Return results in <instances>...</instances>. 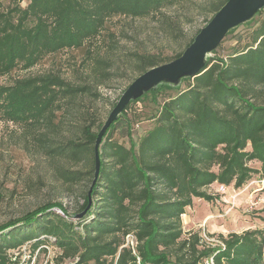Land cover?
Returning a JSON list of instances; mask_svg holds the SVG:
<instances>
[{
	"label": "trees",
	"instance_id": "obj_1",
	"mask_svg": "<svg viewBox=\"0 0 264 264\" xmlns=\"http://www.w3.org/2000/svg\"><path fill=\"white\" fill-rule=\"evenodd\" d=\"M21 1L3 7L0 0V75L28 70L66 49L86 46L91 57L90 41L98 40L110 19L157 17L189 0H30L26 7ZM226 1L211 5L213 16ZM257 24L249 41L239 42L227 58L208 57L200 74L183 80L186 86L162 84L131 101L103 137L96 179L94 145L104 122L97 130L93 120L82 122L80 138L54 149L74 163L87 160L86 169L63 172L72 183L89 182L75 210L82 216L68 212L63 218L47 202L0 225V264L17 263L9 249L31 240L38 247L50 236L62 252L55 264H209L211 257L213 264H264V230L221 235L224 247H201L199 233L183 237L182 219L195 197L212 199L210 185L239 188L257 173L264 177V19ZM185 48L173 56L135 53L132 79ZM91 59L95 82L76 83L49 71L0 84V118L38 130L36 140L47 146L45 138L61 129L77 100L92 95L109 75L105 59ZM163 89L177 93L159 103L154 125L135 142L123 116L133 102ZM118 125L126 126L129 146L112 136ZM252 160L261 167L251 166Z\"/></svg>",
	"mask_w": 264,
	"mask_h": 264
},
{
	"label": "rangeland",
	"instance_id": "obj_2",
	"mask_svg": "<svg viewBox=\"0 0 264 264\" xmlns=\"http://www.w3.org/2000/svg\"><path fill=\"white\" fill-rule=\"evenodd\" d=\"M218 1L189 0L166 8L164 14L157 17L132 19L117 16L110 19L98 40L90 41L91 57L105 59L109 75L98 86L97 83L94 85L92 95L77 100L66 118L64 117L61 129L45 138L47 146L42 147L36 140L38 130L28 131L24 125L0 118V225L22 217L47 202H52L54 205L51 209L63 218L70 217L66 214L68 212L71 215L77 214L75 210L83 203V194L88 189L89 182L82 180L72 183L65 179L63 172L66 169L83 170L89 165L86 159L74 163L54 149H58L69 138H80L82 135L79 125L82 122L93 120V129L97 130L98 124L106 121L123 93L122 90L137 75L134 72L135 53L173 56L181 51L210 21L213 16L210 7ZM29 2L30 0H22L21 4L26 7ZM11 3L12 0H2L3 7ZM262 19L264 8L250 23L241 24L234 32L227 34L216 52L213 51L209 57L227 58L239 42L244 44L249 41V33ZM168 23H171L169 28ZM86 52V46H83L48 55L28 70L18 67L10 75H0V84H9L18 77L49 71L60 73L76 83L95 82V59L88 57ZM99 77L102 79L103 76L100 74ZM182 85L186 86V83L183 82ZM176 93L175 89H163L155 95H145L130 105L123 121L129 125L135 142L154 125L159 103L166 96ZM126 129V126L118 125L112 136L129 146L130 138ZM249 164L255 168L261 167V163L256 160ZM207 192L212 195V199L195 197L193 204L186 207L182 215L184 238L192 233H199L201 247H224L221 235L226 237L233 232L264 230V177L261 174H255L242 187L237 188L231 184L222 189L221 184L214 183L207 188ZM62 208L67 209V212ZM9 230L10 228L6 231ZM48 239L47 243L38 247H34V240H31L18 248L9 249V252L16 259V264H55L60 261L62 252L55 243V237L50 236ZM126 241L133 244L134 237L127 236ZM69 261L67 259L65 263ZM207 261L213 264L212 257Z\"/></svg>",
	"mask_w": 264,
	"mask_h": 264
},
{
	"label": "water",
	"instance_id": "obj_3",
	"mask_svg": "<svg viewBox=\"0 0 264 264\" xmlns=\"http://www.w3.org/2000/svg\"><path fill=\"white\" fill-rule=\"evenodd\" d=\"M264 8V0H227L210 21L200 29L182 54L163 64L154 66L137 76L123 91L97 134L95 151V179L99 176L100 145L110 125L116 121L127 105L144 94L168 84L178 87L185 78L200 74L220 42L233 29L254 18ZM83 213L72 214L80 218Z\"/></svg>",
	"mask_w": 264,
	"mask_h": 264
},
{
	"label": "built area",
	"instance_id": "obj_4",
	"mask_svg": "<svg viewBox=\"0 0 264 264\" xmlns=\"http://www.w3.org/2000/svg\"><path fill=\"white\" fill-rule=\"evenodd\" d=\"M221 188L224 189L225 188V185H222L221 184ZM61 214H63L65 217H68V215L64 214L63 212H61Z\"/></svg>",
	"mask_w": 264,
	"mask_h": 264
}]
</instances>
